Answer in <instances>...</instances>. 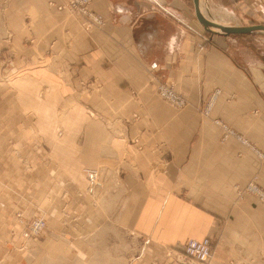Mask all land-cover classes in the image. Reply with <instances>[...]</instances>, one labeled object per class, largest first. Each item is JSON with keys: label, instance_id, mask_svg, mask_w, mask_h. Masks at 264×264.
<instances>
[{"label": "crops", "instance_id": "1", "mask_svg": "<svg viewBox=\"0 0 264 264\" xmlns=\"http://www.w3.org/2000/svg\"><path fill=\"white\" fill-rule=\"evenodd\" d=\"M64 1L0 0V264H181L169 249L205 238L210 264H264V206L237 194L264 162L214 122L264 153V33L211 34L193 0H94L87 31ZM205 4L264 24V0ZM19 215L46 232L24 242Z\"/></svg>", "mask_w": 264, "mask_h": 264}, {"label": "built area", "instance_id": "2", "mask_svg": "<svg viewBox=\"0 0 264 264\" xmlns=\"http://www.w3.org/2000/svg\"><path fill=\"white\" fill-rule=\"evenodd\" d=\"M94 0H65L61 6H58L60 9H65L75 16L83 18V26L87 31H90L93 28H101L105 21L104 19L92 11L91 6ZM221 93L219 90L215 96L210 95L206 98L205 102L202 105V113L207 115L211 112L213 104L215 103L217 96ZM158 94L165 101L170 103L177 111H181L188 106L187 98L178 93L172 86H169L165 83H161L158 87ZM230 134L235 136L233 130L229 131ZM236 137V136H235ZM228 135L224 136V139H227ZM239 140L243 138L237 136ZM243 143L247 144V141L242 140ZM250 146V145H248ZM254 151L257 155L264 160V153L259 151ZM97 172H90L88 174V180L90 184H94L97 181ZM239 194H246L255 197L260 203L264 205V187L258 182L256 178L250 181L245 189L239 190ZM19 219L22 223L25 224V229L23 232V237L26 240H36L39 239L43 234L46 228L45 218L33 217L30 221L24 216L19 215ZM28 220V221H26ZM185 252L183 256H180L185 264H208L212 257V246L211 240H191L189 241L187 247H185Z\"/></svg>", "mask_w": 264, "mask_h": 264}, {"label": "rangeland", "instance_id": "3", "mask_svg": "<svg viewBox=\"0 0 264 264\" xmlns=\"http://www.w3.org/2000/svg\"><path fill=\"white\" fill-rule=\"evenodd\" d=\"M202 8H204L203 10H204V13H205V15L206 16H210V17H215L216 15H218V14H231V23L233 24V25H235V26H237V25H239V26H242L241 25V23H240V21L237 19V18H235V16H234V14L231 12V10L230 11H227V10H219V9H209V7L205 4V0H204V5L202 6ZM205 9H207V10H205ZM207 12V13H206ZM258 33V32H257ZM257 33H253V34H257ZM231 36V35H230ZM166 84V83H165ZM170 86V85H169ZM173 87V86H172ZM174 88V87H173ZM158 92V91H157ZM159 95V94H158ZM212 95V94H211ZM221 95V93H219V95L217 96V99L219 98V96ZM216 99V100H217ZM215 103H216V101H215ZM215 103L213 104V107H214V105H215ZM212 107V108H213ZM203 108V107H202ZM176 110V109H175ZM201 113H202V109H201ZM203 114V113H202ZM204 115V114H203ZM0 117H1V122H3L4 120L2 119L3 117H2V115L0 114ZM215 122H218V123H220V124H222V125H224L225 127H227V131L229 132V128H228V125L227 124H225V122H223V121H221V120H216ZM25 129H22V131H24ZM11 131H16V129H13V130H9V129H7V128H1L0 129V138L2 137V136H14V132H13V134H10L9 135V132H11ZM30 131V133H31V137L32 138H41L42 136H41V134L39 133V131L37 130V129H30L29 130ZM234 131V130H233ZM224 132V131H223ZM234 133H235V136L234 135H232L231 134V138H237V135H239L238 133H236L235 131H234ZM225 135H227V134H225V133H223V138L222 139H224V136ZM240 136V135H239ZM223 141H226V139L225 140H223ZM248 142V145H250L249 147L251 148V149H253V146H251V144L249 143V141H247ZM260 158V157H259ZM261 159V158H260ZM262 160V159H261ZM263 162H264V160H262ZM99 169H101V168H99ZM102 170V169H101ZM97 172L99 175L97 176V181H95L94 182V184H90L91 182L88 180V174L90 173V172ZM102 173L103 172H101L100 170H98V169H89V170H87L86 171V179L88 180V188H87V194L88 195H91L93 198H96V197H98L100 194H102L104 191V187H103V185H104V176L102 175ZM247 186V185H246ZM243 189H245V187L244 188H237V194H238V196H243V195H246V194H239V190H243ZM103 191V192H102ZM251 197H253V196H251ZM254 199H256L255 197H253ZM257 200V199H256ZM257 202L259 203V204H261L262 206H264L262 203H260L258 200H257ZM34 217H41V218H45L44 216H42V215H36V216H34ZM26 219H28L29 221L32 219V218H26ZM20 220V219H19ZM28 220H26V221H28ZM45 222H46V228H45V230H44V233L46 232V230H47V221H46V219H45ZM24 229H25V224H24ZM24 229L21 231V234H20V236L22 237V239L24 240V242H30L32 239H30V240H26L24 237H23V232H24ZM41 238V237H40ZM39 238V239H40ZM205 239H209V240H211V246H212V250H213V253H212V257H211V259L213 258V256H214V241L212 240V239H210V238H205ZM202 240H204V239H202ZM191 241V240H190ZM189 243V241L187 242V244ZM187 244L185 245V246H183V247H181V248H168L169 249V253H168V257H173L177 262H180L181 264H185L184 262H183V260H182V258L180 257V256H183V253L185 252V247L187 246ZM167 249V250H168ZM174 251H178L179 253L177 254V255H175L173 252ZM173 254L175 255V256H173ZM208 264H210V261H209V263Z\"/></svg>", "mask_w": 264, "mask_h": 264}, {"label": "water", "instance_id": "4", "mask_svg": "<svg viewBox=\"0 0 264 264\" xmlns=\"http://www.w3.org/2000/svg\"><path fill=\"white\" fill-rule=\"evenodd\" d=\"M195 6V13L198 21L211 34L219 33L226 36L230 35H243L253 33H264V24H255L249 26H223L216 23L210 17L206 16L201 6L200 0H193ZM216 29V30H213Z\"/></svg>", "mask_w": 264, "mask_h": 264}, {"label": "bare ground", "instance_id": "5", "mask_svg": "<svg viewBox=\"0 0 264 264\" xmlns=\"http://www.w3.org/2000/svg\"><path fill=\"white\" fill-rule=\"evenodd\" d=\"M204 2V1H203ZM202 3V2H201ZM61 6V5H60ZM57 9H59V10H65V9H60L58 6H57ZM204 9V8H203ZM205 10H207V9H205ZM207 13V12H206ZM210 17V16H209ZM210 19H212L213 21H215L216 23H219V24H221V25H223V26H235V25H233L232 23H231V18H230V16L229 15H224V14H218V15H216L215 17H210ZM237 26H239V25H237ZM213 30H216V29H213ZM175 89V88H174ZM157 91H158V89H156ZM177 91V90H176ZM178 92V91H177ZM218 92V91H217ZM217 92H215L214 94H215V96H216V94H217ZM179 93V92H178ZM181 94V93H180ZM162 98V97H161ZM163 99V98H162ZM164 100V99H163ZM165 101V100H164ZM167 102V101H166ZM170 104V103H169ZM213 109V108H212ZM212 111V110H211ZM206 116H210V113L209 114H207V115H205V117ZM215 122V121H214ZM216 123V125H218L223 131H224V133L225 134H227L228 135V138L227 139H229V138H231V134L227 131V127H225L224 125H222V124H220V123H218V122H215ZM228 128H229V131L230 130H233V129H231L229 126H228ZM237 136H239V135H237ZM242 137V136H241ZM243 138V137H242ZM226 139V140H227ZM237 140H239L238 138H236ZM244 139V138H243ZM242 139V140H243ZM242 140H239L240 142H242ZM245 140V139H244ZM245 141H247V140H245ZM243 143V142H242ZM245 146H247V147H249L248 146V142H247V144H245V143H243ZM253 150H254V148H253ZM188 245V244H187ZM187 247V246H186ZM211 260V259H210Z\"/></svg>", "mask_w": 264, "mask_h": 264}]
</instances>
